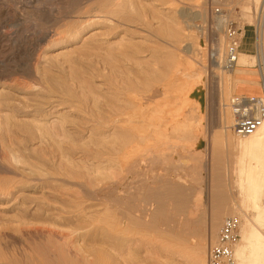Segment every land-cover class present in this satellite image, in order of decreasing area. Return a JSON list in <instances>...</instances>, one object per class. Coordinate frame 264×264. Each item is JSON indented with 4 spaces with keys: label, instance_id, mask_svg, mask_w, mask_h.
I'll list each match as a JSON object with an SVG mask.
<instances>
[{
    "label": "bare ground",
    "instance_id": "bare-ground-1",
    "mask_svg": "<svg viewBox=\"0 0 264 264\" xmlns=\"http://www.w3.org/2000/svg\"><path fill=\"white\" fill-rule=\"evenodd\" d=\"M136 1H137V3L138 2L140 3L142 0H135V2ZM153 1H155V0H153ZM231 1H233V0H225L224 5L228 6V7L231 6ZM257 1L258 0H254V3H256ZM143 2H145V1H143ZM204 2H206V1H204ZM204 2H203V4H204ZM234 2H236V1H234ZM234 2H232V3H234ZM147 3L148 2H146V5L150 4V3L149 4H147ZM170 3H172V2H169V4ZM220 3H222V2H220ZM167 4H168V2H167ZM191 4H190L189 8H187V10L189 9L188 12H185V9L182 8L183 9L182 12L187 13V15H189V17H191V15H193L192 12L194 10L193 6ZM80 5L83 6V4H80ZM170 6L171 5H169V7ZM173 6L176 7V5H173ZM78 7H81V6H78ZM148 7L149 6H147V8ZM175 7H173V8L171 7V9H175ZM201 7H203V6H201ZM201 7H200V11L198 12L199 16L201 18L206 17L207 13H208L207 8H206L207 6L203 7V9H201ZM243 7H244V10H246V12H248L249 4L245 3V4H243ZM263 7H264V5H263ZM157 8H159V7H157ZM140 9L143 13L142 15L137 14V12L134 8L133 1H131V0H98L97 4H94V6H92L90 8L88 6V8L86 10H84L81 15L79 14V15H77V17L75 16L76 18H75V20L71 21L72 23L69 24L70 26H68V28L65 27V28H67L65 33L68 35V39L73 38L75 40L77 38H81L82 40H84L83 42H85V43L86 42L88 43L89 41H95V40L96 41L101 40V43H103L104 41H102V40L108 41V40L112 39L113 41H115V43L118 42L119 43L118 45H120V43L128 42L127 40H133V39L134 40L135 39L136 40L141 39L142 42L152 40L153 38L158 39L160 36L159 30L154 28V26L152 24L153 23L152 20H154V21L157 20L158 23L156 22V24H159V22H160L161 26L164 25V20L161 19L163 22L158 20V17L160 15H158V16H156V15L159 13H157L155 15V11L152 9H151V12L146 10L145 8L143 10H142V8H140ZM229 9H230V7H229ZM215 10L216 9L212 10V14L215 17V19L213 18L214 22L217 25H221L224 22H226L227 16L225 14L218 15L216 13L218 11H215ZM78 12H80V11H78ZM78 12H77V14H78ZM174 12H176V11H174ZM174 12L172 11V13H174ZM179 12H180V10H179ZM182 12L180 14H182ZM62 15H64L63 12H62V14L60 13V15H59L60 17L59 16L58 17L61 18ZM176 15H177V13H176ZM168 19H170V18H168ZM194 19H196V18L194 17ZM57 20H60V19H57ZM188 20H192V18H190ZM65 23L68 25L67 21H65ZM215 23H213V24H215ZM262 23H264V22H262ZM64 24H63V26H64ZM184 24L185 25L187 24L186 21L184 22ZM159 26L160 25H158V27ZM177 26H178V24H177ZM177 26H173V27H175V29H178L179 27L181 28V26H178V27ZM61 27H62V25H61ZM190 27L192 28V26H190ZM259 27H260V29H259V31H260L259 32L260 33V36H259L260 50L259 51L261 52V55H262L261 47L263 44L262 42H263L264 25H261ZM65 28H63V29H65ZM89 28H93L92 31L89 32V34H88L87 33L89 31L88 30L86 32L87 35L85 37H83V35H81V30L85 31ZM166 28H168V27H166ZM187 28H188V26H187ZM173 29L170 30V33L168 35L173 38L172 41L174 40L175 44L180 45V41H182V39L184 41L185 37L182 38V36H181L182 34H180V32H179L180 30L178 31V30H175V29L173 30ZM193 29H194L193 31H195V27ZM226 29H227V27H226ZM181 30H184V29L181 28ZM63 31L64 30H62L61 32H63ZM193 31L191 32V30H190L191 33H193ZM59 32H58V34L56 33L58 35V37L55 36L57 38H53L54 40H52V42H51L52 44L54 42H58V43L62 42V40H64L63 38L66 37V36H64L65 33H64V35H62L60 37V35L62 33L60 32L61 34L59 35ZM164 33H165V30H164ZM167 33H168V30H167ZM182 33H185V32H182ZM162 35H161L162 36L161 39H164L163 38L164 34L162 33ZM48 37H50V36H48ZM166 38H169V37H166ZM166 38H165V40H166ZM214 38H212L213 44H214L212 47L213 50H212V53L209 54V56L211 55L210 58L209 57L208 58L210 59L209 61H211V64H212V66H211L212 67L211 68L212 69V79H213L212 81L219 84V83L226 82V77H225L226 73L224 74V72L232 71L235 68V66L231 67V68L226 66L225 53L227 52V48H226V50H224V48H223L225 46H223V40L221 38V34L219 35V37H217L218 39H216V38L214 39ZM191 39H192V37H191ZM106 41H105V43H106ZM158 41L159 40H157V42ZM98 42H100V41H98ZM145 42H144V44H145ZM185 42H187V41H185ZM196 42H197V38H196ZM105 43H103V44H105ZM107 43L111 44L110 41ZM162 43H164V42H162ZM171 44H172V42H171ZM171 44H169V45H171ZM74 45H75V43H74ZM80 45H78L79 48L84 49V47L82 48V47H80ZM179 45H178V48H179ZM190 45H191V43H190ZM195 45H196L195 47H193V46L192 47L195 48L196 54L197 55L200 54L201 58H202V56L205 58L207 53H209L207 51L208 49L206 47H202L203 44H201V43H195ZM86 46H87V44H86ZM90 46H92V44H90ZM68 47L69 46H63V47L56 49L55 51L53 50L52 53L50 52L51 58L55 59V58H59L60 56L62 58L63 56L68 55V53L70 54L69 51H71V50L68 49ZM127 47L128 46H126V49L122 50V51H120L119 49H118V51L116 49L114 50L115 54L117 52H118L117 54H119L121 52L119 56L114 57V55H113V57L110 58V60H108L105 57V61H109V62H107L109 64V67L110 68L112 67L113 71L119 70V72L121 74L125 75V73H122L123 72L122 70H121L122 72L120 71L121 66H123L122 64L126 63V62L130 63L131 60H133V64L132 63L131 64L134 66H130V67H128L127 65L125 66L127 68L126 73H127V71L130 73V71L133 70V67L138 68L137 65L142 69V70H140V68H139L140 72L137 69L138 73L146 72L148 69L147 68L148 64L146 63L147 65L145 66L147 69L142 68L141 66H144L145 61L144 60L140 61V59H142V57H138L139 53L136 54L134 57L130 56V54L132 55V53L129 54L127 52L128 51ZM129 47H131V46H129ZM174 47H176V46H174ZM226 47H227V42H226ZM74 48H76V47H74ZM79 48H77V49H79ZM98 48H99V46L97 47V49ZM103 48L104 47L101 48L102 51L105 50V49L103 50ZM135 48H136V45H135ZM135 48L133 50H135ZM147 49H149V48H147ZM175 49L177 50V48H175ZM91 50L94 52L95 48L91 49ZM171 50H173L171 52L176 51V50H174V48L172 49V47H171ZM83 51H86V50L84 49ZM88 51L90 52V50L87 48L86 52H88ZM112 51L113 50L111 49L110 52H112ZM177 51H179V50H177ZM81 52H82V50H81ZM86 52H85V54H86ZM95 53L98 54L97 52H95ZM104 53H105V51H104ZM83 54H84V52H83ZM108 54H109V56H111L110 54H112V53H108ZM169 54H171V53H169ZM174 55H175V53H174ZM45 56H46V54H45ZM92 56L96 57L94 54ZM109 56H108V58H109ZM170 56L172 58L173 55H170ZM170 56H168V57H170ZM176 57H177V59H176ZM176 57L172 59L173 61H176L179 59L176 62L177 64L175 63V65H179V64L183 65V63H184V65H185V63H186V65L189 64V62L186 59H183L185 57H183L182 55H179V53L176 55ZM96 58H98V57H96ZM239 59L237 61L236 66L238 64L242 65L243 61L245 62V60H246V56L244 54H241V57L239 56ZM260 59L263 60L262 57ZM180 60H181V62H180ZM240 61H241V63H240ZM65 62H68V61L65 59ZM100 63H102V60L100 61ZM71 64L73 65V61L71 62ZM102 64H101V66H102ZM120 64H121V66H120ZM250 64H251V62H250ZM172 65H174V64H172ZM208 65H210V64H208ZM255 65H257V64H255ZM66 66L68 67V65H66ZM109 67H107V68H109ZM125 67H124V69H125ZM175 67L179 68V66H175ZM178 68H174V69H176V71L180 70ZM112 69H110L111 70L110 72H112ZM143 69H145V70H143ZM30 71H32V70H30ZM114 73H116V72H114ZM129 73H128V75H129ZM242 73H243V69H241V68L236 69V75H237L236 80H238V77H241L240 75ZM30 74H33V73L30 72ZM91 74L89 75L90 77H91ZM176 74L174 72L173 75L176 76ZM193 74H188V73L185 74V72H182L183 76H186V78L188 77L191 79L193 77ZM195 74H197V73L195 72ZM109 75H110V73H109ZM113 75L114 74H112V76ZM124 75H123V78L128 76V75L127 76H124ZM182 75H180L182 80L177 78V77H175L176 79L174 80V84H176L175 86H177V90H179V92L176 91V93H178V94L180 93L182 95V92L184 91L182 96H184V94H185V97H184V100L182 99V101H187V100L189 101L190 100V102H195V99L192 97L193 95L197 96V99L201 100V98H202L200 96L201 91L198 90L199 85H198L197 89H195L196 91H193L194 90L193 89L194 82L188 81L186 79L184 80ZM197 76H198V74H197ZM42 77H43V75H42ZM87 77H88V75H87ZM38 78H39V75H38ZM83 78H84V74H83L82 79ZM92 78L93 77H91L90 79H92ZM117 78H119V77H116V75H114V77H113L114 80L112 79L113 81L105 79V83H104L106 85L105 94L101 95V97H99V99H98V96H95L96 91L93 93V90L90 91L91 96H92V93L94 94L93 97L91 98L92 100L89 98L91 96H85V95H84L85 99L83 98V96H82L83 99H77L76 98L75 105H72V107H74V109L77 110L79 113L80 112L82 113L81 114L82 120H78V119L73 120L75 117L71 118V117H69V115H67L68 118H71L72 120H64V118H65L64 117L62 120H60V118H57L59 120L50 121L49 119L44 120L45 118L43 117L44 116V114H43V116H41V118L43 117V120L41 119V120L30 121L27 119L25 120V118H24V120L18 119L20 121V122L17 121L18 123H16V122L13 123V122H11V120H9L10 119L9 115H6L7 112L4 114V115H6L5 116L6 124H5V122H3L5 124L4 125L5 128H3V129L5 130L6 133H8V132L10 133L12 131L11 130L12 125H15V126L17 125V127H18V125L19 126L22 125L23 129L27 128L30 131L29 134H31V137L35 136L36 140L39 139V141H40V144L38 143V146L39 145L40 146L38 147L39 151L37 153L39 155H37V157L34 158L33 161H31L33 158L31 160L25 159L24 155H22L16 148H12L11 146L9 147V149L7 151H5V152H7L6 158H9L10 160L16 161V163L17 162L22 163L23 169L21 170V172L19 171L20 168H19V170H17V168L10 166L9 163L7 165V162L4 163V162H1V160H0V173H2V175L12 174L14 176H19L18 177L19 179L18 180L14 179L11 182V184H8V185L6 184L5 186H1V184H0V202H1L0 203V232L2 230L7 229V230L3 231V233L7 234V236L9 235L11 237H16V234L22 233L21 234L22 236L24 235V236L28 237L29 239H31L32 243L30 246H28L30 254L26 255V257L29 256V264H39V259H40L39 254H41L39 252L41 250H40V244L38 242V237L40 238V236H42V237L46 236V238H47L46 239L47 243L45 244V249L48 252H46L45 255L43 254V257H45L46 260H48L49 264H100L101 262L97 259L98 256L96 257V255H95L96 253L93 252V250L86 249L87 245L90 247V245H94V244L96 245L97 244V246L101 247V245H98V244L101 243L103 246H105L107 244H103V243H108V245H110V246L112 245L113 247L115 245L116 248L119 247V248L131 249V248H133L136 241L139 240V239L137 240L136 235L137 234L139 235L142 232L141 229H139V231L136 230V229H138V227L142 226L145 229H148V228L152 229L153 228L156 230H157V228L160 230L163 229L162 228V219L161 218L158 219V216H157V214H160V213H157L158 211H160L159 210L160 207L158 209H156L153 205H151L152 203H150V205L152 207H154L153 209L151 207V209L153 211L150 212L149 211L150 206L148 207L149 203L145 202L146 204L143 203V205L138 204L137 208H140L139 209L140 214H136L135 210H131L129 207H126V200L127 199L118 201L119 199H122V198L114 197V195L112 193L109 194V192H113L115 190V188L113 190V187H111L110 184H109V186H110L109 191L105 190L103 188V186H102V188H99V187L97 188V186L99 183L106 184L107 178L109 180V178H113L111 176H113L115 174V173L113 174V172L109 171V172H111V174H113V175H109L110 176L109 177L107 174H105L106 173L105 170H107V173H109L108 170L114 171L116 169V167H119V168H122V170L124 168L127 169V171L129 172L127 174H130L131 172L132 173H134V172L139 173L140 172L142 175H145V169H144V171L141 170V169H143V167L141 166V164H139V163H141L140 160L143 161V160L147 159L148 162H150V163H159L160 165L163 166L165 163H168V161H170V159L175 158L176 154H174L175 153L174 148L179 144H178V142L175 143V141L166 140V138H168V136H169L168 130L170 131V129H172V131L178 133V135L179 134L183 135V136L179 137L180 142L181 141L189 142L197 134L195 133L194 128L191 126V124L186 125V123H185L184 126H182V124H180L181 122L179 121V119L177 117L180 116V113L182 111L181 106H177V107H179L178 109L168 111V110H166V108L164 106H165V104L168 107L170 105H168V102L166 103L164 101L165 102L164 105L161 104V105L156 106L155 108L153 106H151V107H153V108H151L147 104H148V101L151 100L152 96H150V95L147 96V94L145 95V93L140 94L139 91H138V93L133 92L136 90V89H134V87L136 85V81H137V80H135V78L132 79L131 77H129L126 80L121 79V77L119 78L120 80H117ZM73 79H77V78L73 77L72 80L70 79V81H73ZM197 79H199V78H197ZM197 79H196V81H197ZM35 80H38V79H35ZM60 81L63 82L64 81L63 78ZM70 81L68 83H70ZM83 81H86V80L83 79ZM83 81H82V83L84 84L85 82H83ZM119 82H122V84ZM139 82L140 81H138V83H137L138 85H139ZM198 82L199 81H197V83ZM236 82L239 83V81H236ZM37 83H38V81H37ZM63 83H65V81ZM68 83H67V85H68ZM78 83L81 84V81L80 82L78 81ZM78 83H77V87L79 86ZM86 83H91V82L86 81ZM201 83H202V81H201ZM216 83H214V85H216ZM32 84H31V86L29 84V86L32 87L33 86ZM54 84H55V82H54ZM95 84H93V85H95ZM233 84L235 85L234 80L232 81V86H233ZM3 85H4V83H3ZM56 85H59V84H56ZM88 85H86V86L88 87V91H89L91 89V86L89 88ZM138 85H136V86H138ZM22 86L24 87L25 85L23 84ZM40 86H42V85H38V87H40ZM98 86H99V84H98ZM98 86L95 88L99 89ZM196 86L197 85H195V87ZM30 87H28V88H30ZM43 87L44 86H42V88H40V89H43ZM52 87H51V89H53ZM73 87H74V85H73ZM100 87H101V85H100ZM81 88L82 87L80 86V89ZM84 88L85 87H83L82 89H84ZM191 88L193 89L192 90L193 95L190 96V94H192L190 91H189L190 94L188 95V93H189L188 92L186 95L185 92H187V91H185V90H188ZM55 89H56V87H55ZM216 89H217V86H216ZM44 90H45V88H44ZM175 90H176V88H175ZM88 91H86V92H88ZM180 91H182V92H180ZM62 92H64V91L62 90ZM81 92L84 93L83 90H81L80 93ZM169 92H171V91H169ZM80 93H78L79 96L83 95L82 93L81 94ZM224 93L226 95L225 91H224ZM68 94H72V93L70 92ZM88 94H89V92H88ZM261 94H262V90L259 94H247V95H261ZM58 95H59V93H58ZM64 95L66 96V93ZM217 95H220V99L222 98L221 97V95H222L221 90H220V94H217ZM59 96H62V95L60 94ZM163 96H165V95H163ZM186 96H188V97H186ZM179 97H181V96L179 95ZM100 98H102V101L100 100ZM55 99H57V98L55 97ZM60 99L62 100V98H60ZM67 99H68V102H70L68 97H67ZM90 100H91V102H90ZM178 102H180V101H178ZM190 102H188V103H190ZM73 103H74V101H73ZM171 103L169 102V104H171ZM182 103L180 104V105H182V107L187 104V102L184 105ZM195 103L197 104V102H195ZM159 104H160V102H159ZM40 105H42V104H40ZM174 105L176 106V103H174ZM42 106H44V105H42ZM57 106H59V105H57ZM62 106H64V105H62ZM225 106H226L225 107L226 111H222L221 109L219 110L220 115H219V118L216 122H217L218 126L222 128V130L220 131V135L222 134V135H224V137L228 138L229 135L231 134V131L233 132V130H232L233 114H232V111L230 109L229 102H226ZM170 107H172V106H170ZM200 107H201L200 101H198L197 105L192 106V111H195L197 114V111L200 109ZM222 107H223V105H222ZM45 109H47V107ZM55 109H56V107H55ZM179 109L181 111H179ZM36 110H38V112H39L42 109L39 108V105H38V108ZM59 110H61V109H59ZM33 111L36 112L35 110H33ZM1 112H2V110H1ZM29 112H31V111H29ZM178 114H179V116H177ZM182 114H181V116H183ZM61 115H63V114H61ZM167 115H171V117L172 118L175 117V119L177 118V122L174 123L175 125H172V126L170 125V123H172V121L174 119H172V120L169 119L170 120L169 121ZM30 116H28V117H30ZM199 116H202V115L200 114ZM48 117H49V115H48ZM54 117H56V116H54ZM52 118H53V116H52ZM36 119H38V118H36ZM183 119H185V118H183ZM186 119H188V118L186 117ZM178 121L180 123H178ZM197 122L199 123V121H197ZM182 123L184 124V121H182ZM188 123H190V122H188ZM30 125L33 127V130L31 129ZM215 126H217V125H215ZM22 128H21V130H23ZM21 130H19V131H21ZM28 130H27V132H28ZM31 130L34 132V134ZM119 133H120V136L124 135L123 138L126 136L127 139L124 138L122 140V138H120L123 142L121 140L117 139ZM29 134H28V136H30ZM4 135L7 136L6 137V140H7L8 135L7 134H4ZM16 135H18V134L16 133ZM199 135H200V133H199ZM113 136H117V137H113ZM111 137H113V138H111ZM238 137H240V138L237 140V145L239 147L241 154H240L239 161H237V163H239L240 165L236 169L238 174L233 180L234 181L236 180V182L238 184L239 191H240V196H242L243 199L240 201L241 204H239L238 207L234 206L232 208L229 205H226L224 203V201L223 202L222 201H216V200L214 202L211 201L212 205L211 204L209 205L210 212H209V210H208V212H209V214L212 215V217H211L212 219H210V221H209V217H208V222H206L207 224H209L208 225L209 226L208 237L209 238L212 237L210 240H214V239L216 240L217 239L219 232H218L217 236L215 235V233H216L218 225H219V219H221V217H224V215L226 213L236 214L239 211L240 212L246 211L245 214H247L248 210H249V212H251L250 208L252 206V208L255 209V210L253 209V212H251L254 214L253 218H251L249 216L246 217L245 214L241 213L242 214L241 225H240L241 240L239 241V243L237 244V246L235 248V253H236L238 264H264V235L262 233L256 231L255 227H253V223H252V221L254 219H256V222H259L262 225V227L264 226V167L263 168L261 167V164H264V124L257 131H255L253 134L248 135V136H243V137L238 136ZM31 141H33V140H31ZM227 142L229 144L235 146V143L229 142L228 139H227ZM8 144H10V143L8 142ZM11 144H12V142H11ZM16 144H19V143H16ZM4 145H6L5 141L2 145V147ZM20 145H21V143H20ZM6 147H7V145H6ZM29 147H30V145H29ZM167 148L169 150H171V152H169V150L167 151ZM4 149L6 150V148H4ZM32 149H30V150H32ZM209 149H211V148H209ZM205 150H207V148ZM214 150H215V148H214ZM2 151H3V149H2ZM202 152H203V150L199 149V150H197L196 153L191 154V156L188 157L192 160L191 164L187 162V159H185L186 155L182 156V157H184L185 160L178 158V160H180V162L182 163L183 166H191L194 169L195 175L193 176V179L198 181V182L202 179V177H201V169H202L201 166L203 163V160H201ZM176 157H178V156H176ZM213 159L214 158H212V160ZM2 161H3V159H2ZM142 164H143V162H142ZM17 165H19V163H17ZM139 165L142 168H139L140 167ZM215 165L216 164L212 163V166H213L212 173L213 174H212L211 180H212L213 184L221 182V180H225V178L220 177V174L218 173V169L215 168ZM18 167H20V166H18ZM89 167H95V168H98L101 170L103 168V171L100 174V173H98V170H94V171H97V173L96 172L93 173L94 171L92 169L90 172L93 171L92 173L94 175H91V174L87 175V173H85V172H87ZM144 167H146V165ZM158 167H160V166H158ZM216 167H218V166H216ZM119 171H120V169H119ZM115 172H117L119 174L118 170ZM222 173L223 172H221V174ZM120 175H121V173H120ZM120 175H119V178H121ZM151 175H150V177L149 176L144 177L146 182L149 183V181H151V180H149L153 176V175L152 176ZM114 176H116V175H114ZM130 176H132V174L129 175V177ZM135 177H136V175H135ZM124 178L126 179V177H124ZM159 178H163V177H161V174H160ZM221 178H223V179H221ZM114 179H116V178L114 177ZM157 179H158V177H157ZM123 181L124 180H122L121 182H123ZM126 181H124V182H126ZM165 181H167V180H164V182ZM116 183L118 184L120 182H116ZM93 184H95V186L97 185L96 188L94 187ZM145 184H147V183H145ZM223 184H224V182H223ZM106 185H107V187H105V188H108V184H106ZM111 185H113L112 182H111ZM127 185H128V181H127ZM141 185H142V183H141ZM167 185H168V183H167ZM214 185H216V184H214ZM118 186H119V184H118ZM170 186H167V187H170ZM217 186L220 187L219 185H217ZM221 186H222V184H221ZM121 187L122 186L120 183V188ZM129 187H127V188H129ZM142 187L143 186H141V188ZM157 187L158 186H156V187L155 186H147V188H149L151 191L154 192V194H152V195L156 194L154 190L157 189ZM212 187H211V190H212ZM27 188H30V189L32 188L34 190H40V195L35 196L37 194L34 193L35 194L34 196H29V195L25 196V195L20 193V192H24ZM152 188H155V189H152ZM220 189L221 188H219V190ZM129 190H130V188H129ZM129 190L127 192H129ZM121 191H123V190H121ZM141 191L143 193L144 189H141ZM145 191H146V189H145ZM168 191H169V188H168ZM213 192H215V191L213 190L212 193ZM219 192L220 191H218V193ZM199 193L200 194H198V197L200 199L201 198V191ZM31 194L33 195V193H31ZM121 194L124 195V194H126V192L124 194L123 193H121ZM147 194L148 193H146V195ZM106 195L108 196V198L106 200H103L104 198H106ZM143 195H144V193H143ZM143 195H141V196H143ZM159 195H160V193H158L154 197L153 196L152 197L155 199V197H157ZM129 196L133 197L134 195L131 194ZM134 198H136V197H134ZM153 198H152V202H153ZM249 198H252V201H249ZM156 199H158V198H156ZM156 199L154 201H156ZM104 201L107 202V205L102 207V205L104 204ZM159 201H160V199H159ZM225 202H227V201H225ZM2 203H5V204L3 205ZM179 203H181V202H179ZM130 204H131V202H130ZM182 204L184 205V203H182ZM182 204H180V205H182ZM199 205H200L199 201L196 202L194 209L189 210V212L192 211L191 212L192 214L197 212ZM240 205H243L244 207H248V208L245 209V208L241 207V210H240L239 209ZM157 206H160V204L158 205V202H157ZM178 208H179V206H178ZM180 208H181V206H180ZM184 208H185V206H184ZM32 209H33V211H32ZM155 210H157V212ZM114 211H116V213H113ZM10 212H12V213H10ZM110 212H112V215L110 214ZM162 217H164V216H162ZM169 219H171V218H169ZM38 221H44V223H46V226H40ZM170 223H172V222H170ZM187 224H189V223H187ZM178 225H180V223ZM182 225H181V227H182ZM198 225H200V224H198ZM201 225H203V224H201ZM221 225H220V228H221ZM192 227H194V226H192ZM198 227H200V226H198ZM10 228H13L16 231H19L20 233L14 232L11 234L8 231V229L10 230ZM169 228H171V226ZM182 228H180V230ZM195 228H196V226H195ZM204 228H205V226H204ZM189 229H191V226ZM146 231L148 233L149 232L151 233L152 230L151 231L146 230ZM219 231H220V229H219ZM143 232H144V229H143ZM160 232H162V231H160ZM160 232H158V233H160ZM148 233H147V235H148ZM155 233H156V231H155ZM4 234H3V236H4ZM205 234H207V232ZM163 235H162V237H163ZM214 235L216 237L213 239ZM17 237H19V236H17ZM17 237L15 238V241L18 240ZM162 237H160V238H162ZM192 237L195 238L193 235H192ZM107 238H108V240H106ZM140 238L143 239L144 237L143 238L140 237ZM163 238H165V237H163ZM163 238H162V240H163ZM197 238H199V237H197ZM203 238H204V236H203ZM0 239H1V237H0ZM144 239H146V238H144ZM2 240H3V238H2ZM165 240H167V239H165ZM210 240H208V241H210ZM110 241H112V243ZM214 241H212V242H214ZM41 243H43V242H41ZM162 245H163V243H162ZM202 245L203 244H201V247H202ZM42 246L44 247V244H42ZM160 246H161V244H160ZM28 247H25V248L28 249ZM194 247H195V249L197 248L196 246H194ZM194 247L193 248L191 247V248L194 249ZM203 247H205V246H203ZM20 248H22V247H20ZM110 248L111 247H109V249ZM116 248H114L115 254L117 253ZM191 248H190V250H191ZM134 249L136 250L137 248L134 247ZM199 249H200V252L196 253V250H199ZM196 250L194 251L195 253L193 252V254L196 255V256H194V258L198 259L201 264H207V260H205V258H206L205 248H203L201 250V248L198 247V249H196ZM23 251H24V249L22 250V252ZM49 251H52V253L50 252L51 254H49ZM101 251H103V250H100V252ZM111 251L114 252V250H109V252H111ZM123 251H125V250H123ZM126 251H127V249H126ZM188 251H189V249L187 250V252ZM129 252H131V250ZM112 254L114 256V253H112ZM119 254H121V253H119ZM122 254H124V253H122ZM102 255H104V254H102ZM117 255H118V253H117ZM104 256H106V255H104ZM12 257H14V256H12ZM16 258H17V256H16ZM117 258L119 259V257H117ZM121 258H122L121 263L125 264L126 262H123L124 261L123 257H121ZM128 259H130L129 260L130 262H128V264H129V263H131L132 260L130 257ZM128 259H126V260H128ZM10 260H11V258H10ZM3 261H1L0 264H4ZM7 262H8V260H7ZM109 262H110V260H109ZM111 263H112V261H111ZM114 263L115 262H113V264ZM42 264H44V263H42ZM46 264H48V263H46ZM104 264H106V263H104Z\"/></svg>",
    "mask_w": 264,
    "mask_h": 264
},
{
    "label": "rangeland",
    "instance_id": "rangeland-1",
    "mask_svg": "<svg viewBox=\"0 0 264 264\" xmlns=\"http://www.w3.org/2000/svg\"><path fill=\"white\" fill-rule=\"evenodd\" d=\"M96 1L98 2V0H0V140L2 139L1 140L2 142L0 141V145H1L0 146L1 147L0 148V158H1L0 160H1V162H4V163L7 162V165L9 163L10 166L17 168V170H19V168H20L19 171L21 172V170L23 169L22 163L17 162V163H19V165H17L16 161H13V160H10L9 158H6L7 152H5V151H7L10 146L12 148H16L22 155L25 156V159L31 160L33 158L31 161H33L34 158H36L37 155H39L37 153L39 151L38 147L40 145L38 146V143L40 144V141H39V139L36 140L34 135H33L34 137H31V134H29L30 131L27 128L23 129L22 125L21 126L18 125V127H17V125L16 126L12 125V127H11L12 131L10 133L5 132V130L3 128H5L4 125L6 124V119H5L6 115H9V117H10L9 120H11V122H13V123H15V122L18 123V122H20L19 120H24V118H25V120L27 119L30 121L41 120V119L43 120V117L45 118L44 120L49 119L50 121L59 120L57 118H60V120H62L64 117H65L64 120H72L71 119L72 117H75L73 120H77V119L82 120L81 119L82 113L81 112L79 113L77 110L74 109V107H72V105H75L76 98L77 99H83L85 96H91L90 91L93 90V93L96 91L95 96H98V99H99V97H101V95L105 94V88H106V85L104 84L105 79L113 81L114 75H116V77H119V78L121 77V79H124V80L128 79L129 77H131L132 79L135 78V80H137L136 85H138L137 84L138 81H140V82H139L138 86L135 85V87H134V89H136V90L138 89V90L137 91L135 90L133 92L138 93V91H139L140 94L145 93V95L147 94V96H149V95L152 96L151 100L148 101L147 105H149L150 107L153 106L155 108L158 105H161V104L164 105L165 102L166 103L168 102V105L172 106V107H170V106L168 107L165 104L164 107L168 111L178 109L179 107H177V106H181L182 111L180 109H179V111H181L180 116L182 113H183L182 114L183 116L180 117L179 114L177 115L179 117L176 116L179 119V121L181 122L180 123L178 121V123L182 124V126H184L185 123H186V125L191 124V126L194 128V131L197 135L193 139H191L189 142H187V141H181L180 142L179 137L183 136V135H181V134L178 135V133L172 131V129H170V131L168 130L169 136H168V138H166V140L175 141V143L178 142V144H179V145H177L178 147L176 146L177 148L176 147L174 148V152H175L174 154H176V156H178V157L175 156V158L170 159V161H168V163H165L163 166L160 165L159 163H150V162H148L147 159H146L147 161L146 160H143V161L140 160L141 163H139V164H141V166L143 167V169H141V170L144 171V169H145V175L146 176L142 175L140 172H139L140 174L138 172H134V173L131 172L130 174H127V173H129L127 171V169L124 168L122 170V168H119V167H116V169L114 171L108 170V172L111 171V172H113V174L115 173L114 175H116V176L111 174V172H109L110 174L107 173V170H105L106 173L105 172L104 173L107 174L108 176L113 175V176H111L113 178H109V180L107 178L106 184H108V188H105V187H107L106 184H101V183H99L98 186L96 185L97 188L98 187L102 188V186H103V188L105 190H108V191L110 189V186L113 187V190L115 188V190H114L115 192L114 191L109 192V194L112 193L114 195V197L122 198L119 200L117 199L118 201L127 199L128 201L126 200V207H129L131 210H135L136 214H140V210H139L140 208H137L138 204L143 205V203L144 204L149 203L148 207L150 206V209H149L150 212L153 211L152 209L154 207L156 209H158L160 207V209H159L160 211H158V212H157V210H155V211L157 213H160V214H157V216H158V219L159 218L162 219V228L163 229L160 230L157 228V230H158L157 231L156 229H153V228L152 229L151 228L145 229L142 226L138 227V229H136V230H138V231H139V229L142 230V232L140 231L141 233L139 232L140 233L139 235L138 234L136 235V238H137V240L139 239L138 240L139 242L136 241L133 248H131V249L119 248V247L116 248L115 245L113 247L112 245L111 246L108 245V243H103V244H107L112 249L111 248L109 249V247L107 245L103 246L101 243L98 244V245H101V247L97 246V244L96 245L94 244V245H90V247L87 245L88 247L86 246V249L93 250V252L96 253L95 255H96V257L98 256L97 259L101 262L100 264H102V263L103 264L104 263L110 264L111 261H112L111 264H113V262H115L114 264H122L121 263L122 262L121 257H123V260H124L123 262H126L127 264H128V262H130L129 261L130 259H128L129 257L132 260L131 263H129V264H201L198 259L194 258V256H196V255H194L193 252L196 249H198V247L201 248V250L203 248H205V251H206L205 260H207V252H208L209 245L212 241L215 240L214 238L217 236L219 229H220V225L222 224V222L224 221L226 216L228 217L231 215H237L241 219V216H242L241 213L245 214V212H246V211H242V212L239 211L236 214L226 213L224 215V217H221V219H219V225H218L217 231L215 233L216 236L214 235V237H213L214 240H210L212 237L211 238L208 237V231H209L208 225L209 224L206 223V222H208V217H209V221H210V219H212L211 218L212 215L209 214V212H210L209 205L210 204L212 205V202H214L216 200V201H222V202L224 201V203L226 205H229L231 208L234 206L238 207V205L241 204L240 201L243 199L242 196H240V191H239L238 184H237L236 180L235 181L233 180L238 174L236 169L240 165L239 163H237V161H239L240 154H241L239 147L237 145V140L240 137H238L232 131H231V134L229 135L228 138L224 137V135H222V134L220 135V131L222 130V128L219 127L217 122H216L219 118V115H220L219 110L221 109L222 111H226V108H225L226 102H229L230 98L235 94H259L261 92L260 88L253 89L252 91H250V88H248L247 85L245 84V82H243L242 77H238V80H236L237 79L236 78L237 77L236 69L241 68V66L245 67L247 69H249L250 67L257 68V65H255V64H258V60H256L257 58L255 56H251V55H245L246 56V60H245L246 63L243 61L242 65L238 64L239 66L237 65L232 71L224 72V74L226 73L225 74L226 82L217 84L216 82L212 81L213 80L212 79V69H211L212 64H211V61H209L210 60L209 58L211 56V55L209 56V54L212 53V50H213L212 47L214 45L212 38L215 37L216 39H218L217 37H219V35L221 34V38L223 40V46H225L223 48H224V50H226V48H227L226 42L228 45V37L226 34V27H228L227 25H231V24L240 25V26L242 25V26H246L247 28H252L254 30L255 36L258 39V46L260 47V45H259L260 44L259 43L260 42V40H259V36H260L259 29H260V27L259 26L264 25V23H262V22H264V13H263L264 12V7H263L264 0H258L257 1L258 3L257 2L254 3V0H233V1H231V6H229L230 9L228 6L224 5L225 0H196V1L195 0H170V1L169 0H155V1H153V0H142L140 3L139 2L137 3V1L135 2V0H131V1H133L134 8H135L137 14H139V15L143 14L140 8H142V10L145 8L146 10H148L150 12L152 9L155 11V15L157 13H159L156 15V16L160 15L158 17V20H160L161 22H163L162 20H164V25H163L164 27L161 26L160 22H159V24H156L157 20H155V21L152 20L153 21L152 24H153L154 28L159 30L160 36L158 39L153 38L152 40L146 41L147 43L144 41L145 44H144V42H142L141 39H137V40L133 39V40H127L128 42L120 43V45H118L119 44L118 42L115 43V41H113L112 39H110L108 41L102 40V41H104L103 43H105V41H106L105 44L101 43V40L89 41L88 43L83 42L84 40H82L81 38H77L75 40L73 38H71V39L69 38L70 39L69 40L68 35L65 32H66V29L68 28V26H70L69 24L72 23L71 21L75 20L77 15H79V14L81 15L82 12L88 8V6L90 8V7L94 6V4H97ZM143 1H145V2H143ZM204 1H206V2H204ZM234 1H236V2H234ZM146 2H148L147 4H149V3L150 4L146 5ZM167 2H168V4H167ZM169 2H172V3L169 4ZM203 2H204V4H203ZM220 2H222V3H220ZM232 2H234V3H232ZM245 3L249 4L248 12H246V10H244L243 4H245ZM80 4H83V6ZM172 4L176 5V7L173 6ZM190 4L193 6V9H194L192 12L193 15H191V17H189V15H187V13L182 12L183 9H185V12H188L189 9L187 10V8H189ZM169 5H171V6L169 7ZM78 6H81V7H78ZM147 6H149L148 7L149 9L147 8ZM201 6H203V7L207 6L206 8H207L208 13H207L206 17L201 18L199 16L198 12L200 11ZM157 7H159V8H157ZM171 7L172 8L175 7L176 10L171 9ZM203 7H201V9H203ZM178 9L180 10V12ZM213 9H216L215 11H218V12H216L218 15L225 14L227 16L226 22H224L221 25H217L214 22L215 17L212 14ZM78 11H80L81 13ZM172 11L173 12L176 11V12L172 13ZM62 12L64 15H62L63 17L61 16V18H59L60 13L62 14ZM77 12H78V14H77ZM181 12L183 15L180 14ZM176 13H177V15H176ZM194 17L196 19H194ZM168 18H170V19H168ZM190 18H192V20H188ZM57 19H60V20H57ZM184 20L187 23L186 25L184 24V22H185ZM65 21H67L68 25L65 23ZM62 23L63 24L65 23L64 26ZM213 23H215V24H213ZM177 24H178V26H181V28H183L184 30H181L180 27L178 29H175V27H173V26H177ZM61 25H62V27H61ZM158 25H160V26L158 27ZM165 26L168 28H166ZM187 26H188V28H187ZM190 26H192V28ZM65 27H67V28H65ZM194 27H195V31H193ZM63 28H65V29H63ZM173 28L175 30H178V31L180 30L179 32H180V34H182L181 35L182 38H184V37L186 38L187 36L189 37V38L187 37L188 39L184 38V41H183V39H182V41H180V45L178 44L179 48H178V45L174 43V40L172 41L173 38L168 35L170 33V30ZM92 29L93 28H89L85 31L81 30V35H83V37H85L87 35V33L89 34V32L92 31ZM62 30H64V31L61 32ZM164 30H165V33H164ZM167 30H168V33H167ZM190 30H191V32L193 31L194 34L191 33ZM181 31L185 32L186 34L182 33ZM58 32H59V35L61 34L60 37L62 35H64V33H65L64 36H66L67 38L66 37L63 38L65 41L62 40V42H59V43L54 42L52 44L51 42H52V40H54L53 38L58 37V35H57ZM161 32L164 34V37H163L164 39H161V37L163 36ZM48 36H50V37H48ZM55 36H57V37H55ZM166 37H169V38H166ZM191 37H192V39H191ZM165 38H166V40H165ZM196 38H197V42H196ZM157 40H159V41L157 42ZM98 41H100V42H98ZM109 41L112 45L107 43ZM185 41H187V42H185ZM162 42H164V43H162ZM171 42H172V44H171ZM74 43H75V45H74ZM190 43H191V45H190ZM195 43L203 44V46L202 45L201 46L206 47L208 49L207 50L209 52V53H207L208 56L206 55L205 58L202 56V58H201L200 54H199L200 56L197 55L195 52L196 51L195 48H193L196 46ZM86 44H87V46H86ZM90 44H92V46H90ZM169 44H171V45H169ZM78 45H80V47H82V48L84 47V49L86 51L88 48L90 50V52L88 51L89 52L88 53L86 51H83L84 49L79 48ZM106 45L107 46L109 45V46L107 47ZM135 45H136V48H135ZM63 46H69L68 49L71 50V51H69L70 54L68 53V55L63 56L62 58H61V56L59 58H55V59L51 58L50 52L52 53L53 50L55 51L56 49L63 47ZM96 46L97 47L99 46V48H98L99 50L97 49ZM126 46H128L127 52L129 54L132 53V55L130 54V56L134 57L136 54L139 53L138 57H142V59H140V61H143V60L145 61L144 66H141V67L145 68V69L148 68L146 72L138 73L137 69L139 72L142 69L137 65L138 68L133 67V70H131L130 73L128 71L126 73L127 68L125 66L126 65L128 67L134 66V65H132L133 60H131V62L129 61L130 63L126 62V63L122 64L125 67V69L120 64V66H121L120 71L122 70L123 72L122 71L121 72L125 73V75L121 74L119 72V70L113 71L112 67L111 68L109 67V64L107 63L109 61H105V57L108 60H110V58H112L113 55H114V57L119 56L121 53L120 51L125 50ZM129 46H131L132 48ZM174 46H176V47H174ZM74 47H76V48H74ZM102 47H104L103 50L105 49L104 50L105 53H104V51H102V49H101ZM146 47L149 49H147ZM171 47H172V49L174 48V50H176L175 48H177V50H179L180 52L177 50L175 52H171V51H173V50H171ZM77 48H79L80 50ZM94 48H95V51L93 52L91 49H94ZM134 48H135V50H133ZM111 49L113 50L112 52H110ZM115 49L117 51L119 49L120 53L117 54L118 53L117 52L115 54V51H114ZM81 50H82V52H81ZM134 51L135 52L137 51V52L135 53ZM83 52H84V54H83ZM85 52H86V54H85ZM95 52H97L98 54H96ZM108 53H112V54H110L111 56H109ZM169 53H171V54H169ZM174 53H175V55H174ZM178 53H179V55H182L183 57H185V58H183V57L182 58L186 59L190 65L189 64L186 65V63H185L186 66L184 65V63H183V65H181V64L175 65V63L179 59L176 61H173L172 59L175 58ZM226 53H225V58H226ZM45 54H46V56H45ZM93 54L98 58L93 57L92 56ZM107 55L109 56V58ZM170 55H173L172 58ZM168 56H170V57H168ZM239 56L241 57V54H239ZM65 59L68 62H65ZM176 59H177V57H176ZM101 60H102L103 64L100 63ZM72 61H73V65L71 64ZM180 62H181V60H180ZM250 62H251V64H250ZM240 63H241V61H240ZM101 64H102V66L103 65L104 66L102 67ZM172 64H174V65H172ZM208 64H210V65H208ZM66 65H68V67ZM146 65L148 66L147 68L145 67ZM175 66H179V68L175 67ZM107 67L112 69L113 73L110 72L111 70ZM139 68H140V70H139ZM174 68H178L180 70L176 71V69H174ZM145 69H143V70H145ZM30 70H32V71H30ZM30 72L33 74H30ZM114 72H116V73H114ZM174 72H175V74L177 73L176 76L173 75ZM182 72H185V74L186 73H188V74L194 73L192 79L188 78V77L186 78V76H183ZM195 72L198 74V76H197V74H195ZM82 73L84 74L83 79H85L87 82H91V83H86V81H83V79H82L83 74ZM109 73H110V75H109ZM128 73H129V75H128ZM90 74H91V77H93L92 79H90L91 78L89 76ZM112 74H114V75L112 76ZM38 75H39L40 79L38 78ZM42 75H43V77H42ZM87 75H88V77H87ZM123 75L124 76L128 75V76L123 78ZM180 75H182L184 80L186 79L188 81L194 82V87H193L194 90L192 88L185 90V91H187V92H185L186 95L189 91L192 94H190V92H189L188 95L189 94H190V96L193 95V91H196L195 89H197V87L199 85L198 90L201 91V95H200L202 97L201 100L197 99V96H195V95L192 96L195 99V102H197V104H198V101H200L201 107L199 109L200 111L199 110L197 111L198 115L196 114L195 111H192V106L197 105V104L195 102H190V100L189 101L188 100L182 101V99L184 100V97H185V94H184V96H182L184 91L183 92L180 91V92H182V95L180 93L179 94L176 93V91L179 92V90H177V86H175L176 84H174V80L176 79L175 77L182 80ZM73 77L77 78L78 80L73 79V81H70V79L72 80ZM62 78L65 81V83H63L64 81L63 82L60 81V80H62ZM119 78H117V80H120ZM197 78H199V79H197ZM35 79H38V80H35ZM196 79H197V81H199L198 83H197ZM233 80L235 81V85L233 84V86H232ZM37 81H38V83H37ZM69 81H70V83H68ZM78 81L79 82L81 81L82 85L80 83H78ZM82 81L85 82L86 84L85 83L83 84ZM201 81H202V83H201ZM236 81H239V83H237ZM54 82H55V84H54ZM213 82L216 83V85H214ZM3 83H4V85H3ZM67 83H68V85H67ZM77 83L79 84L78 87H77ZM97 83L99 84V86ZM119 83L122 84V82H119ZM23 84L25 85L24 87L22 86ZM29 84H30V86H31V84L33 86L30 87ZM56 84H59V85H56ZM93 84H95V85H93ZM38 85L44 86L43 89H40V88H42V86L38 87ZM73 85H74V87H73ZM86 85H88L89 88L91 86V89L89 91H88V87ZM96 85L99 87V89L97 88L98 90L95 88V87H97ZM100 85H101V87H100ZM195 85H197V86L195 87ZM27 86L30 88H28ZM80 86L82 88L87 87L86 88L87 90L85 88L80 89ZM216 86H217V89H216ZM51 87L55 91L53 89H51ZM55 87H56V89L57 88L58 89L56 90ZM44 88L46 91L44 90ZM175 88H176V90H175ZM62 90L64 92H62ZM81 90H83L85 94L81 92L83 95L79 96L78 93H80ZM220 90H221V94H222L221 99H220V95H217V94H220ZM69 91L72 94H68V93H70ZM86 91H88L90 95ZM169 91H171V92H169ZM224 91L226 92V95H225ZM58 93H59V95L61 94L62 96H59ZM65 93H66V96L64 95ZM93 93H92V96L89 97L90 99L93 97V95H94ZM163 95H165V96H163ZM179 95L181 97H179ZM82 96H83V98H82ZM55 97L57 99H55ZM67 97L69 98L70 102H68ZM186 97H188V96H186ZM60 98H62V100ZM72 100L74 101V103ZM91 100H90V102H91ZM100 100L102 101V98H100ZM178 101H180V102H178ZM159 102H160V104H159ZM169 102L170 103L172 102V103L169 104ZM186 102H187V104H186ZM188 102H190V103H188ZM174 103H176V106L174 105ZM181 103L183 105L186 104L183 106L184 108L182 107V105H180ZM40 104H42L44 106H42ZM38 105H39V108L42 109L41 110L42 112L41 111L38 112V110H36L38 108ZM57 105H59V106H57ZM62 105H64V106H62ZM222 105H223V107H222ZM46 107L48 110L45 109ZM55 107H56V109H55ZM153 107H151V108H153ZM32 109L35 110L36 112H34ZM59 109H61V110H59ZM1 110H2V112H1ZM29 111H31V112H29ZM6 112H7V114L4 115ZM60 113L63 115H61ZM43 114H44V116H43ZM200 114L202 116H199ZM27 115L28 116L31 115L32 117L31 116L28 117ZM48 115L50 118L48 117ZM67 115H69V117H71V118H68ZM41 116H43V117L41 118ZM52 116L54 119L52 118ZM54 116H56V117H54ZM167 116H168V120L174 119L172 121L173 124L170 123V125L171 126L175 125L174 123L177 122V118L176 119H175V117L172 118L171 115H167ZM35 117L38 119H36ZM182 117L185 119H183ZM186 117L188 119H186ZM182 121H184V124L182 123ZM197 121H199V123ZM3 122H5V124ZM188 122H190V123H188ZM215 125H217V126H215ZM21 128L23 130H21ZM26 129L28 130V132ZM31 129L33 130L32 126H31ZM19 130H21L22 132ZM16 133L18 135H16ZM199 133H200V135H199ZM4 134L8 135L7 140H6L7 136ZM28 134L30 136H28ZM33 134H34V132H33ZM119 136H120V133H119L118 138H117L119 140H121L120 138H122V140L124 138L127 139L126 136L123 138L124 135H121L122 137L121 136L119 137ZM113 137H117V136H113ZM113 137H111V138H113ZM30 139L33 141H31ZM227 139L229 142H234L235 146L229 144L227 142ZM4 141L7 145V147H6V145H4L2 147ZM10 141L12 142V144ZM8 142L10 144H8ZM16 143H19V144H16ZM20 143L22 146L20 145ZM29 145H30V147H29ZM208 147L211 149H209ZM4 148H6V150ZM206 148H207V150H205ZM214 148H215V150H214ZM2 149H3V151H2ZM30 149H32V150H30ZM199 149L203 150V152L201 154V160H203V163L201 166V168H202L201 169L202 179L198 182V181L193 179V176L195 175L194 169L191 166H183L182 163L180 162V160H178V158L183 159V160L187 159V162L191 164L192 160L188 157L191 156V154L196 153L197 150H199ZM168 150L169 149L167 148V151ZM169 152H171V150H169ZM183 155H186L185 159H184V157H182ZM211 157L214 159L212 160ZM2 159H3V161H2ZM142 162H143V164H142ZM212 163L216 164L215 168L218 169V173L220 174V177L225 178V180H221V182L214 183L216 185H214L212 180H211L212 174H213L212 173V168H213ZM147 164L148 165L150 164V165L148 166ZM145 165H146V167H144ZM18 166H20V167H18ZM141 166L139 168H142ZM158 166H160V167H158ZM216 166H218V167H216ZM95 167H89V169L85 173H87V175L88 174L94 175L93 173H95V172L97 173V171H94V170H98V173L101 174L103 171V168L101 170V169H98ZM261 167L263 168L264 164H261ZM92 169L94 171V172L92 171L93 173L90 172ZM119 169H120V171H119ZM117 170H118L119 174L117 172H115ZM146 170L147 171L149 170V171L147 172ZM221 172H223V173L221 174ZM120 173H121V175H120ZM131 174H132V176L129 177V175H131ZM134 174L136 175V177ZM160 174H161V177H163V178H159ZM0 175H1L0 176L1 177L0 178L1 186H5L6 184L7 185L11 184V182L14 179L15 180L19 179L18 178L19 176H14L12 174L2 175V173H0ZM119 175L122 179L119 178ZM150 175L152 177L149 179L151 181H149V183H148L145 181L144 177H148V176L150 177ZM123 176L126 177V179ZM114 177L117 180L114 179ZM157 177H158V179H157ZM223 178H221V179H223ZM163 179L167 180V181L164 182ZM122 180H124V181L127 180L128 185H127V181L121 182ZM111 182L113 185H111ZM116 182H120L122 187L120 188V183H118L119 184V186H118V184ZM223 182H224V184H223ZM141 183H142V185H141ZM145 183H147V184H145ZM167 183H168V185H167ZM95 184H93V185L96 188ZM109 184H110V186H109ZM221 184H222V186H221ZM146 185L159 187V188L157 187V189L152 188V189H155L154 191L156 194L160 193L159 196L155 197V199L158 198V199H156V201H154L155 199L153 198L156 194L152 195V194H154V192L151 191L149 188H147ZM217 185H219L220 187H218ZM141 186H143V187L141 188ZM167 186H170V187H167ZM127 187H129L131 191ZM211 187H212V190H211ZM168 188H169L170 192L168 191ZM219 188H221V189L219 190ZM141 189H144V191L146 189L145 192L143 191L144 195H143ZM121 190H123V191H121ZM128 190H129V192H127ZM213 190L215 192L212 193ZM200 191H201V198L199 199L198 194H200L199 193ZM218 191H220V192L218 193ZM125 192H126V194H124ZM20 193L25 195V196H27V195L34 196L35 194H37L35 196H39L40 190H34L32 188L31 189L27 188L24 192H20ZM31 193H33V195ZM121 193H123L124 195H122ZM146 193H148V194L146 195ZM131 194L134 196L133 197L129 196ZM141 195H143V196H141ZM134 197H136V198H134ZM107 198H108V196L106 195V198H104L103 200H106ZM152 198H153V202H152ZM159 199H160V201H159ZM198 201L200 204L198 207V210H197V212L192 214L191 213L192 211L189 212V210H193L196 202H198ZM225 201H227L228 203ZM249 201H252V198H249ZM130 202H131V204H130ZM157 202H158V205L160 204V206H157ZM179 202H181V203H179ZM150 203H152L151 205H153L154 207H152L150 205ZM182 203H184V205ZM2 204L4 205L5 203H2ZM180 204H182V205H180ZM105 205H107V202L104 201V204L102 205V207H104ZM178 206H179V208H178ZM180 206H181V208H180ZM184 206H185V208H184ZM151 207H152V209H151ZM241 207L245 208V209L248 208V207H244L243 205H240L239 206L240 210H241ZM253 209L254 208H252V206H251V208H250L251 212H253ZM208 210H209V212H208ZM32 211H33V209H32ZM251 212H249V210H248L247 214H245L246 217L249 216V217L253 218L254 214ZM10 213H12V212H10ZM113 213H116V211H114ZM110 214L112 215V212H110ZM162 216H164V217H162ZM169 218H171V219H169ZM170 222H172V223H170ZM255 222H256V219H254L252 221L253 227H255V230L264 235V226L262 227V225L259 222H256L257 224ZM38 223L40 224V226H46V223H44V221H38ZM179 223H180V225H178ZM187 223H189V224H187ZM198 224H200V225H198ZM201 224H203V225H201ZM181 225L183 228L181 227ZM170 226H171V228H169ZM190 226H191V229H189ZM192 226H194V227H192ZM195 226H196V228H195ZM198 226H200V227H198ZM204 226H205V228H204ZM180 228H182V229L180 230ZM143 229H144V232H143ZM5 230H7V229H5ZM5 230H2L0 232V237H1V239H0V243H1L0 244V260L1 259H2L1 261L4 260L3 261L4 264H7V263L8 264H29V256L26 257V255L30 254L28 246H30L32 243L31 239H29L28 237H26L24 235L22 236L21 235L22 233H21V234H16V237L17 236H19V237H17L18 240L16 239L17 241H15L16 237H11L9 235L7 236V234L3 233V231H5ZM146 230H148V231L152 230V231H151V233L150 232L148 233ZM8 231L11 234L14 232L20 233L19 231H16L13 228H10V230L8 229ZM155 231H156V233H155ZM160 231H162V232H160ZM158 232H160L162 235L164 234L163 237H165V238H163L162 235ZM206 232H207V234H205ZM147 233H148V235H147ZM3 234L5 237L3 236ZM201 234L204 236V238ZM192 235L195 238H193ZM140 237H142V238L144 237L146 239H144V238L141 239ZM160 237H162L163 240ZM197 237H199L200 239L202 238V239L200 240ZM2 238H3V240H2ZM46 239H47L46 236H43V237L40 236V238L38 237V242L40 244V250H41L39 252V253H41V254H39V258H40L39 264H42V263H44V264L48 263L49 264L48 260H46V258L43 257V254L45 255L46 252H48L45 249V244L47 243ZM165 239H167V240H165ZM106 240H108V238ZM208 240H210V241H208ZM41 242H43V243H41ZM110 242L112 243V241H110ZM162 243H163V245H162ZM42 244H44V247L42 246ZM160 244H161V246H160ZM201 244H203L202 247H201ZM194 246H196L197 248L195 249ZM203 246H205V247H203ZM20 247H22V248H20ZM25 247H28V249ZM134 247L137 249L135 250ZM189 247L190 248L194 247L195 250L192 248L190 250ZM114 248L117 249L116 252L118 253V255H117V253L115 254ZM21 249L22 250L24 249V251H23L24 253L22 252ZM126 249H127V251H126ZM188 249H189V251L187 252ZM100 250H103V251L100 252ZM109 250H114V252H112V251L109 252ZM123 250H125V251H123ZM128 250L129 251L131 250V252H129ZM50 252L52 253V251H49V254H51ZM199 252H200V249L196 250V253H199ZM112 253H114V256ZM119 253H121V254L124 253V254H122L123 255L122 256ZM14 254L17 256V258ZM102 254H104L106 256H104ZM11 255L14 257H12ZM117 257H119V259ZM10 258H11V260H10ZM126 259H128V260H126ZM7 260H8V262H7ZM109 260H110V262H109Z\"/></svg>",
    "mask_w": 264,
    "mask_h": 264
},
{
    "label": "built area",
    "instance_id": "built-area-1",
    "mask_svg": "<svg viewBox=\"0 0 264 264\" xmlns=\"http://www.w3.org/2000/svg\"><path fill=\"white\" fill-rule=\"evenodd\" d=\"M226 66L236 67L240 46L245 35V26L228 25ZM260 74L261 95L235 94L229 100L233 114L232 130L237 136H248L264 124V60L257 64ZM241 219L231 215L224 219L218 237L211 242L207 252V264H238L235 248L241 239Z\"/></svg>",
    "mask_w": 264,
    "mask_h": 264
},
{
    "label": "crops",
    "instance_id": "crops-1",
    "mask_svg": "<svg viewBox=\"0 0 264 264\" xmlns=\"http://www.w3.org/2000/svg\"><path fill=\"white\" fill-rule=\"evenodd\" d=\"M262 55L260 47L258 46V39L255 36V32L252 28H247L245 26V35L242 39L241 46H240V53L244 55H251L256 56L259 60L260 57L264 60V31H263V42H262ZM258 56V57H257ZM243 73L240 75L243 78V82L250 88V91L253 89L261 88L260 84V74L258 72V68L250 67L249 69L242 67Z\"/></svg>",
    "mask_w": 264,
    "mask_h": 264
}]
</instances>
